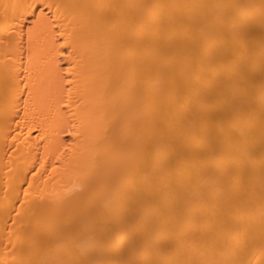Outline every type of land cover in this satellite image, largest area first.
Instances as JSON below:
<instances>
[{"label": "bare ground", "instance_id": "6f19581e", "mask_svg": "<svg viewBox=\"0 0 264 264\" xmlns=\"http://www.w3.org/2000/svg\"><path fill=\"white\" fill-rule=\"evenodd\" d=\"M0 264H264V0H0Z\"/></svg>", "mask_w": 264, "mask_h": 264}]
</instances>
